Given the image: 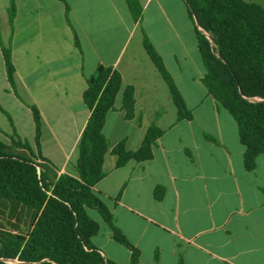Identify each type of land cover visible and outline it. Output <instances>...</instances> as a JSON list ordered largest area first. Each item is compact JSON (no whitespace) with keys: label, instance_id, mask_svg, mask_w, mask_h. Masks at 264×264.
Instances as JSON below:
<instances>
[{"label":"crops","instance_id":"0c3cea01","mask_svg":"<svg viewBox=\"0 0 264 264\" xmlns=\"http://www.w3.org/2000/svg\"><path fill=\"white\" fill-rule=\"evenodd\" d=\"M137 1L135 21L126 0H0V140L28 143L57 176H76L78 143L91 113L83 100L87 78L98 65L112 67L122 85L103 126L110 143L105 175L93 190L140 250L141 264H264V153L254 169L245 168L237 123L202 82L197 24L185 0ZM144 35L191 119L177 118ZM4 47L11 51L13 83ZM127 86L134 89L131 119L122 109ZM31 105L41 115L38 151ZM151 125L163 130L152 158L117 167L111 149L123 139L127 149H137ZM91 217L100 225L94 246L116 264H129L131 251L98 212ZM33 220L32 209L0 198V239L27 236Z\"/></svg>","mask_w":264,"mask_h":264},{"label":"trees","instance_id":"16d2710c","mask_svg":"<svg viewBox=\"0 0 264 264\" xmlns=\"http://www.w3.org/2000/svg\"><path fill=\"white\" fill-rule=\"evenodd\" d=\"M137 21L141 7L137 0H126ZM196 21L197 45L205 73L202 82L209 94L225 108L238 126L244 146V166L254 169L257 155L264 153V6L249 0H185ZM12 7L9 9L12 17ZM208 33V36L205 34ZM144 48L166 81L178 119L192 114L177 89L162 57L148 40ZM8 79L13 83L15 68L9 48H3ZM121 74L112 67L98 65L87 78L83 100L91 113L78 143L77 175L57 176L52 165L25 142L0 140V198L16 201L34 211L27 236L4 234L0 239V264H116L105 258L91 238L100 225L88 210H96L112 230L113 238L131 251L129 264H141L140 250L116 226L105 201L93 190L103 178V162L110 143L103 133L107 113L115 107L121 89ZM39 148L41 115L30 106ZM122 109L127 119L135 112L134 89L123 92ZM163 130L147 128L140 146L126 148L125 140L112 149L116 166L127 161L149 160L155 140ZM40 158L38 163L36 160ZM156 198H160L155 191ZM182 264V262H180Z\"/></svg>","mask_w":264,"mask_h":264},{"label":"rangeland","instance_id":"374dc122","mask_svg":"<svg viewBox=\"0 0 264 264\" xmlns=\"http://www.w3.org/2000/svg\"><path fill=\"white\" fill-rule=\"evenodd\" d=\"M249 1H255V2L261 4L262 6H264V0H249ZM205 34L208 36V33H205ZM37 162L40 163V161H37ZM89 213H90L91 216H96L97 215V211L96 210H89ZM9 263L16 264V263H18V261L17 260H9Z\"/></svg>","mask_w":264,"mask_h":264}]
</instances>
